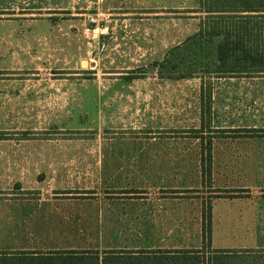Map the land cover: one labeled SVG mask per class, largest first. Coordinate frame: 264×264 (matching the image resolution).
<instances>
[{"label":"rangeland","instance_id":"rangeland-1","mask_svg":"<svg viewBox=\"0 0 264 264\" xmlns=\"http://www.w3.org/2000/svg\"><path fill=\"white\" fill-rule=\"evenodd\" d=\"M199 10L0 0V253L264 249V138L236 137L243 109L227 82L208 111L215 78L161 79L152 66L198 32ZM210 141L215 189H157L198 186ZM246 186L257 190L217 197Z\"/></svg>","mask_w":264,"mask_h":264},{"label":"trees","instance_id":"trees-1","mask_svg":"<svg viewBox=\"0 0 264 264\" xmlns=\"http://www.w3.org/2000/svg\"><path fill=\"white\" fill-rule=\"evenodd\" d=\"M198 12L206 14L198 32L182 45L171 48L163 61L152 64L159 78L214 79L264 72V0H200ZM202 90L205 100V88ZM207 100L211 102L210 94ZM207 110L210 111L211 107ZM208 143L207 156L202 158V165L203 173L209 175L211 141ZM217 197L233 199L243 196ZM204 217L205 212L203 229L206 228ZM243 252L254 253L252 264H264V249L211 251L206 255L203 248L197 251L26 250L0 253V264H246L247 260L242 259Z\"/></svg>","mask_w":264,"mask_h":264},{"label":"crops","instance_id":"crops-1","mask_svg":"<svg viewBox=\"0 0 264 264\" xmlns=\"http://www.w3.org/2000/svg\"><path fill=\"white\" fill-rule=\"evenodd\" d=\"M50 11V10H48ZM60 12H70L66 10H58ZM71 13V12H70ZM77 15V14H76ZM217 81H223L227 82L226 85L228 86V93L234 94V102L241 103L242 113H238L237 116L234 118V123L237 124L239 129H244V132L240 131V134L236 136L237 138H257V139H263L264 134L262 132L264 129V72L258 73V74H252V75H243L239 77H230V76H223V77H215V87L214 85L211 86V111L213 110V105L215 104V109L218 107L217 102L220 100V96L218 98V95L220 94V90H218L221 85L217 84ZM220 82V83H221ZM219 83V82H218ZM203 89V87L201 88ZM217 89V90H216ZM231 99V98H230ZM217 100V101H216ZM201 101H202V94H201ZM215 101V102H214ZM231 103V100H230ZM236 103H234L235 105ZM202 105V102H201ZM201 109H203L201 107ZM166 131V128H159V131ZM154 131V130H153ZM249 131V132H246ZM185 136H181L179 138H184ZM224 136H214L212 140H216L218 138H222ZM235 137V136H233ZM231 137V138H233ZM162 140L170 139V133L163 132V135L160 137ZM200 137H196V140H199ZM200 166H201V172L198 176V186H195L193 188L189 187H172V186H166L165 182L161 184V188H158L161 191H168L172 190L173 192L182 193V191L192 190V191H199L200 188L204 187V185L209 184L210 189H215V174L213 172V149L210 151L211 155V171L208 174L203 173V165H202V158L207 156L206 150H202L200 148ZM169 151L166 149H163L162 151H159V155H167ZM200 186V188H198ZM138 189H141L140 187H137ZM182 189V190H181ZM233 189V188H231ZM241 190H244L245 195L241 196H252L251 190H257L253 187H243ZM264 190V189H263ZM181 191V192H180ZM198 193V192H197ZM202 203L205 202L204 195L200 196ZM242 197V198H243ZM213 198V196H212ZM234 199V198H233ZM141 250V249H137ZM132 250V251H137ZM108 251V250H106ZM128 251V250H124Z\"/></svg>","mask_w":264,"mask_h":264}]
</instances>
